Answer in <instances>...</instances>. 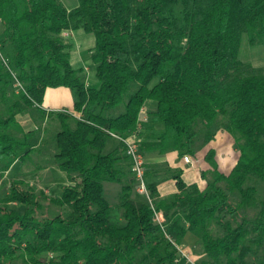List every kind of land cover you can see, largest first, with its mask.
I'll return each instance as SVG.
<instances>
[{
  "label": "trees",
  "instance_id": "trees-1",
  "mask_svg": "<svg viewBox=\"0 0 264 264\" xmlns=\"http://www.w3.org/2000/svg\"><path fill=\"white\" fill-rule=\"evenodd\" d=\"M0 27V264H264V67L240 59L244 36L264 46V0H0ZM78 30L97 85L72 64ZM58 88L74 112L44 108ZM221 133L239 158L227 175L209 151L204 189L152 159ZM44 170L58 196L26 180Z\"/></svg>",
  "mask_w": 264,
  "mask_h": 264
},
{
  "label": "crops",
  "instance_id": "crops-1",
  "mask_svg": "<svg viewBox=\"0 0 264 264\" xmlns=\"http://www.w3.org/2000/svg\"><path fill=\"white\" fill-rule=\"evenodd\" d=\"M1 32L2 27H0V33ZM78 32L79 30L70 31L66 34V38L68 40L75 38ZM86 70L89 71V68H86ZM43 106L48 111L68 110L74 112L75 103L73 94L68 88L48 89ZM22 122L30 126V120H28V118H23ZM211 150L216 154L215 160L219 166V170L227 175L230 174L237 164L239 156L236 157L233 137L227 133L219 134L216 140L199 152L196 157H191L190 163L185 162L184 158H180L177 152H171L165 156H154L152 159L164 161L172 168L182 169L183 178L188 185L198 184L201 189H204L205 184L202 180L201 172L212 169L211 165L206 160ZM159 191L163 196L176 193L178 191L177 184L174 181L164 182L159 186Z\"/></svg>",
  "mask_w": 264,
  "mask_h": 264
},
{
  "label": "rangeland",
  "instance_id": "rangeland-1",
  "mask_svg": "<svg viewBox=\"0 0 264 264\" xmlns=\"http://www.w3.org/2000/svg\"><path fill=\"white\" fill-rule=\"evenodd\" d=\"M62 1L69 10L78 6V0ZM69 42L75 44L72 52L73 66L75 68H89V79L92 81V84L97 85L98 79L96 70L89 54V50L95 45L94 36L87 34L83 30H79L77 37L69 39ZM240 59L245 63L253 64L255 67H264V46H251L248 37L244 36L240 49ZM237 156H239V153L236 151V157ZM21 168L22 165L15 166L7 174V179L20 178L24 171L21 170ZM26 180L36 185L37 188L44 189L53 196H58L61 193V187L66 184V176L57 170H44L36 174H30L27 176ZM190 238L196 241L194 236H190ZM183 251L191 260H196V257L192 254V245L189 244L186 248H183Z\"/></svg>",
  "mask_w": 264,
  "mask_h": 264
},
{
  "label": "built area",
  "instance_id": "built-area-1",
  "mask_svg": "<svg viewBox=\"0 0 264 264\" xmlns=\"http://www.w3.org/2000/svg\"><path fill=\"white\" fill-rule=\"evenodd\" d=\"M128 144V155L131 156L133 158L134 161V167H133V171L136 173V176L138 178V180L141 183V187H140V191L142 193H146V184H145V178H144V174H145V170H144V158L143 156L139 153L138 151V145L134 142L131 141H125ZM184 161L187 163L191 162V157H185Z\"/></svg>",
  "mask_w": 264,
  "mask_h": 264
}]
</instances>
